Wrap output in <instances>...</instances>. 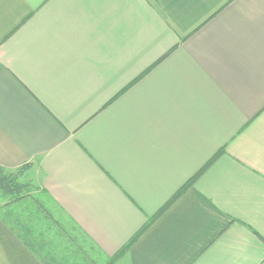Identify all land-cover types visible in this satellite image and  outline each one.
Returning a JSON list of instances; mask_svg holds the SVG:
<instances>
[{"label":"crops","instance_id":"crops-1","mask_svg":"<svg viewBox=\"0 0 264 264\" xmlns=\"http://www.w3.org/2000/svg\"><path fill=\"white\" fill-rule=\"evenodd\" d=\"M25 162L100 264L146 224L115 264H262L264 0H0V165ZM0 264H44L2 213Z\"/></svg>","mask_w":264,"mask_h":264},{"label":"rangeland","instance_id":"rangeland-1","mask_svg":"<svg viewBox=\"0 0 264 264\" xmlns=\"http://www.w3.org/2000/svg\"><path fill=\"white\" fill-rule=\"evenodd\" d=\"M24 178L25 176L22 175L20 179L25 180ZM30 190L32 191L30 195L23 198V200L15 201L11 204H6L8 198L4 197L0 191V208H2V206H6V209L3 208L0 213H2L4 217L15 227H17L18 231L21 232V234L27 239L28 232L21 220L28 224V221L24 220V218L29 216L28 213L35 215V217L33 216L32 221H30V227H33L35 233L39 232L36 235L37 240L43 238L46 240H55V243L53 242L51 244V247L54 248L55 255L59 254L58 250H67L70 252L67 255L68 257L71 253L73 254L72 256L70 255L71 258L74 256H77V259L79 257H83L79 263L83 264L85 261V264H100L101 261L99 258H97L98 255L96 252L93 257L91 255L92 253L90 254L86 248L89 243L88 239L82 232L76 231V229L71 227L72 223L69 222L63 214H61L60 209H58L54 202H52L44 192H40V189L36 188L35 186H31ZM27 204L30 205V209H28V211L25 209ZM11 209L15 211L14 214L16 216L12 214ZM48 212H50V214ZM22 217L24 218L22 219ZM34 244V246L38 248V245L35 243V241ZM119 256L117 255L116 259L112 260V264H115V261L119 258ZM65 258L67 260L66 256ZM95 260H98L99 262H96ZM58 261L56 263H59Z\"/></svg>","mask_w":264,"mask_h":264},{"label":"trees","instance_id":"trees-1","mask_svg":"<svg viewBox=\"0 0 264 264\" xmlns=\"http://www.w3.org/2000/svg\"><path fill=\"white\" fill-rule=\"evenodd\" d=\"M219 153L220 152H218L215 156H217ZM31 166H32V164L30 162H25L20 167H18L16 170H14V169L11 170V169H8V168L0 165V191L4 197L8 198V201L6 202V204H9V203L11 204L12 202L23 200V198H25L26 196L31 194L32 191L30 189H31V186H34V185L28 180L26 181V180L20 179L21 176L24 175V173ZM206 167L207 166L202 168L183 187H181V189L172 198V200L166 205V207L175 198H177L183 192V190H185V188L188 185L192 184V182L194 181L196 176H198V174H200ZM166 207H164V208H166ZM25 209H26V211H28V204L26 205ZM7 210H9V209H7ZM11 212H12V214L15 213V211L12 209H11ZM48 213L50 214V212H48ZM23 218L24 217H22V219ZM4 219H5V221H7L8 225L11 227V229L23 240V242L38 256V258L44 264H82V263H79V261H81L83 257H79L77 259V256H74L71 258L70 255L72 256L73 255L72 253L68 257L67 255L70 252H68L67 250H63V251L58 250L59 254L55 255L54 254V248L51 247V244L53 242L55 243V240H53V239L46 240L45 238L37 240V238L35 236L38 233H35V231L33 230V227H30V225H31L30 222H28V224H30V225H28L27 223H24L21 220V222L23 223L24 227L26 228V230L28 232V239H27L24 237V235L21 234V232L18 231V228L15 227L9 220H7L5 217H4ZM24 220L28 221V217L24 218ZM146 227H147V224L134 237H132L131 241L128 244L124 245L122 247V249L118 253H116V255H114L105 264H112V260L115 259V257H117V255L119 256L121 253L125 252L127 250V248L129 247V245L131 244V242H133L139 236V234H141L143 232V230ZM77 239H78V236H77ZM34 241L38 245V248H36V246H34L35 245ZM78 241H79V239H78ZM65 256L67 257V260H66ZM56 260L57 261L59 260L58 261L59 263H56L57 262ZM95 261L98 262L97 260H95ZM83 264H85V261ZM262 264H264V262Z\"/></svg>","mask_w":264,"mask_h":264}]
</instances>
